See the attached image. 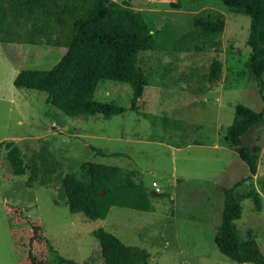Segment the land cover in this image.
<instances>
[{
	"label": "rangeland",
	"instance_id": "obj_1",
	"mask_svg": "<svg viewBox=\"0 0 264 264\" xmlns=\"http://www.w3.org/2000/svg\"><path fill=\"white\" fill-rule=\"evenodd\" d=\"M113 1L144 13L156 28L170 23L176 39L207 16L218 17L221 31L201 50L140 53L138 64L151 72L152 83L134 109H129L128 84L100 82L95 99L126 108L109 118L69 117L45 93L14 86L20 70L50 69L65 48L0 42V264H31V257L55 264L56 255L78 264H105L92 234L98 227L146 250L148 264H238L219 252L213 238L224 192L245 178L235 223L244 238L255 236L264 254V121L241 137L260 149L250 179L225 141L236 104L255 111L263 107L245 66L250 18L221 0ZM213 59L221 62V74L210 81ZM162 118L179 121L182 128H164ZM9 141L21 151L23 175H13L6 162ZM90 163L126 173L139 208L110 207L99 221L71 213L60 196V179L67 173L84 177ZM251 189L258 205L248 196Z\"/></svg>",
	"mask_w": 264,
	"mask_h": 264
},
{
	"label": "trees",
	"instance_id": "obj_2",
	"mask_svg": "<svg viewBox=\"0 0 264 264\" xmlns=\"http://www.w3.org/2000/svg\"><path fill=\"white\" fill-rule=\"evenodd\" d=\"M221 1L250 18L246 40L250 53L245 66L257 84L263 107L255 111L236 104L225 131V141L247 166L250 179L256 173L260 149L258 145L248 146L241 137L264 121V0ZM220 31L218 17L207 16L194 21L193 30L176 39L170 23L156 28L144 13L113 0H0V42L47 43L66 49L50 69L20 70L13 84L45 93L49 103L69 117L99 114L109 118L126 110L95 99L96 87L105 80L128 84L132 89L129 109H134L144 89L152 83L151 72L138 64L140 53L201 50L213 45ZM220 74L221 62L213 59L210 81L219 79ZM149 119L153 125L157 124L156 117ZM160 122L164 128L167 125L173 130L182 128L179 121L162 118ZM5 147L11 173L25 174L26 166L18 146L9 141ZM94 151L107 156L100 149ZM31 173L36 174L34 167ZM123 174L126 175L115 167L90 163L84 177L75 173L61 177L60 196L71 213H80L90 221L103 220L110 207L139 208V201L126 186ZM246 180L236 182L224 192L213 241L220 253L238 264H264V254L255 236L244 238L235 223L241 216L240 202L244 198L241 185ZM248 194L258 205V193L251 189ZM92 234L101 246L105 264H148L146 250L125 244L102 227L94 229ZM31 264H38L33 257ZM55 264L78 263L56 255Z\"/></svg>",
	"mask_w": 264,
	"mask_h": 264
},
{
	"label": "built area",
	"instance_id": "obj_3",
	"mask_svg": "<svg viewBox=\"0 0 264 264\" xmlns=\"http://www.w3.org/2000/svg\"><path fill=\"white\" fill-rule=\"evenodd\" d=\"M152 187L156 188L157 187V184L155 181L152 182Z\"/></svg>",
	"mask_w": 264,
	"mask_h": 264
}]
</instances>
